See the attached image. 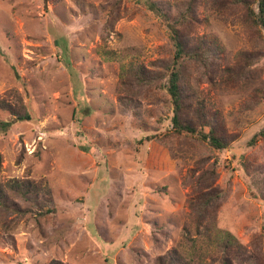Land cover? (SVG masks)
<instances>
[{
	"label": "rangeland",
	"instance_id": "1",
	"mask_svg": "<svg viewBox=\"0 0 264 264\" xmlns=\"http://www.w3.org/2000/svg\"><path fill=\"white\" fill-rule=\"evenodd\" d=\"M189 2L0 0V100L31 115L0 109L13 121L0 129V183L42 182L54 208L8 192L20 211L0 207V264H155L192 245L189 201L210 188L216 228L260 248L264 264V30L243 5L195 0L179 27L187 49L208 48L178 66L183 116L205 132L214 117L226 148L138 143L171 128L174 48L160 10L176 19ZM140 67L152 79H137ZM215 250L195 264H221Z\"/></svg>",
	"mask_w": 264,
	"mask_h": 264
},
{
	"label": "trees",
	"instance_id": "2",
	"mask_svg": "<svg viewBox=\"0 0 264 264\" xmlns=\"http://www.w3.org/2000/svg\"><path fill=\"white\" fill-rule=\"evenodd\" d=\"M194 1L195 0H190L185 8L184 14L176 19H169V17L160 10L168 30L169 40L174 48L172 64L171 66H165L167 70L170 71L167 94L171 101L173 116L171 118V128L169 130H166L162 134H155L145 139H140L138 143L141 146L153 140L161 141L171 135L194 138L202 142H207L217 149H224L227 146L226 140L220 135V129L218 130V121L214 117L211 118L210 122H205V124H203L208 126V131L205 132L204 129H198L196 126L192 125L187 118L183 116L184 114L182 112L185 107L183 104V90L180 85L178 66L183 59H202L205 51L208 50V48H205V42L202 40L192 49H187L185 35L179 30V27H183L187 18L190 16ZM235 3L243 5L253 24L264 30V0H257V11H254L248 0H235ZM202 49H205V51L202 52ZM143 71L144 69L140 67L139 70L135 72L137 74V79H152L149 74L142 73ZM0 109L8 111L14 117L13 121L24 122L31 120L30 113L26 108L21 107V105L16 107L15 105L0 100ZM13 121L0 122L1 131H6L13 124ZM143 165L147 166L148 164L144 162ZM205 174L213 178L214 172L212 170L206 173L204 172L201 176V180L203 181L209 178ZM5 188L8 190L6 191ZM8 192L15 195L16 198L33 202L43 215L54 210L53 207L49 208V205H52L50 191L42 182L35 183L29 179H12L4 184L0 183V207L13 209L19 212L20 210L10 200ZM220 193L221 192L215 188H210L207 191H193L189 201L193 234L192 238L188 237L192 245L189 248H183L181 251L177 248L169 251L165 256H160L155 264H195L201 262L203 251L214 249H216L215 254L221 256V264H263L260 248L254 247L252 251H245V248L238 243L231 234L216 228L215 204L221 197ZM190 234L187 228L184 229L185 237ZM198 241L201 242L198 244ZM228 256H230L231 259H229Z\"/></svg>",
	"mask_w": 264,
	"mask_h": 264
}]
</instances>
